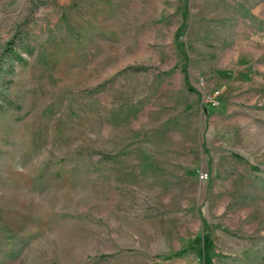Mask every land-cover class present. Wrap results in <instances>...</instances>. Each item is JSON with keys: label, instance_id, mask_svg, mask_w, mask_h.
<instances>
[{"label": "rangeland", "instance_id": "1", "mask_svg": "<svg viewBox=\"0 0 264 264\" xmlns=\"http://www.w3.org/2000/svg\"><path fill=\"white\" fill-rule=\"evenodd\" d=\"M0 264H264V0H0Z\"/></svg>", "mask_w": 264, "mask_h": 264}, {"label": "built area", "instance_id": "2", "mask_svg": "<svg viewBox=\"0 0 264 264\" xmlns=\"http://www.w3.org/2000/svg\"><path fill=\"white\" fill-rule=\"evenodd\" d=\"M200 83L202 84L203 80H200ZM199 94H200V105L201 104L212 105V106L217 105L218 99L216 95L218 94V91L214 90L212 91V93H208L204 90H201ZM204 177H205L204 173H199L200 179H204Z\"/></svg>", "mask_w": 264, "mask_h": 264}]
</instances>
